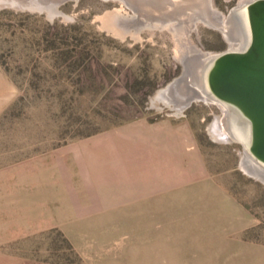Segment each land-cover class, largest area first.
Segmentation results:
<instances>
[{
	"label": "rangeland",
	"instance_id": "obj_1",
	"mask_svg": "<svg viewBox=\"0 0 264 264\" xmlns=\"http://www.w3.org/2000/svg\"><path fill=\"white\" fill-rule=\"evenodd\" d=\"M186 6L0 0V264H264V181L227 109L158 98L203 86L192 46L231 48Z\"/></svg>",
	"mask_w": 264,
	"mask_h": 264
},
{
	"label": "water",
	"instance_id": "obj_2",
	"mask_svg": "<svg viewBox=\"0 0 264 264\" xmlns=\"http://www.w3.org/2000/svg\"><path fill=\"white\" fill-rule=\"evenodd\" d=\"M186 1L188 12L211 17L212 0ZM231 18L243 38H238V46L202 61L203 88L227 107L229 133L264 168V0L238 6L230 12Z\"/></svg>",
	"mask_w": 264,
	"mask_h": 264
},
{
	"label": "bare ground",
	"instance_id": "obj_3",
	"mask_svg": "<svg viewBox=\"0 0 264 264\" xmlns=\"http://www.w3.org/2000/svg\"><path fill=\"white\" fill-rule=\"evenodd\" d=\"M181 2H184L186 0H180ZM248 3L247 0H244L241 5L239 6L244 7L246 4ZM57 9V8H56ZM56 11V10H55ZM195 18L197 20L203 21L204 23L211 25L215 28H219L221 29L225 36L227 37L228 41L231 43V48H234L236 46H238V38H243L242 34H241V30H239V25L236 21H234L232 18V20H228V17L226 18L223 14H221L220 12L213 10L212 11V15L211 17L205 15H198L195 16ZM220 23V25H218ZM216 25V26H214ZM230 29H227V27ZM194 29H196L195 27H193ZM193 54H197V56L199 58H201L202 60L205 58V56H208L206 54H204L202 51L196 49V47L192 46L191 47ZM196 56V55H195ZM196 59V58H195ZM200 60V59H199ZM186 65H190L188 64L189 62L186 60ZM187 74V73H186ZM186 76L177 79L176 81H174L171 85H169L166 89L162 90L159 93L158 98H163L165 100H168L171 103H174V107L178 110V111H183L185 110V108H187L189 105L192 104V102L195 101H199V100H205V101H209V102H216L215 100H213L206 92V90L203 88V86H200V84L195 81V79H189V78H185ZM185 81V82H184ZM178 87L180 90V93L178 96L177 92L172 93L173 89H177ZM184 90V92H182ZM162 101V100H161ZM225 108L227 109V107L225 106ZM228 112V109L227 111ZM217 128L219 130V133L222 136H227L224 134V123L222 121V119H218L217 120ZM229 136V135H228ZM227 138H230L228 137ZM244 168L246 169V171L250 174L253 175L261 180L264 181V168L259 165L257 162L255 163L253 161V159L248 158V155H246L244 157Z\"/></svg>",
	"mask_w": 264,
	"mask_h": 264
},
{
	"label": "crops",
	"instance_id": "obj_4",
	"mask_svg": "<svg viewBox=\"0 0 264 264\" xmlns=\"http://www.w3.org/2000/svg\"><path fill=\"white\" fill-rule=\"evenodd\" d=\"M143 126H145V125H143ZM143 128H146L148 130V127H143ZM167 135H168V133H167Z\"/></svg>",
	"mask_w": 264,
	"mask_h": 264
}]
</instances>
